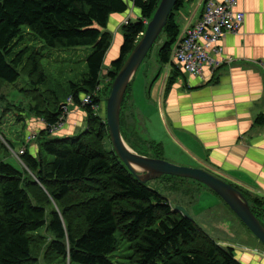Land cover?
Returning a JSON list of instances; mask_svg holds the SVG:
<instances>
[{
  "label": "trees",
  "instance_id": "obj_1",
  "mask_svg": "<svg viewBox=\"0 0 264 264\" xmlns=\"http://www.w3.org/2000/svg\"><path fill=\"white\" fill-rule=\"evenodd\" d=\"M186 1H177L162 31L167 37L159 50L163 66L174 65V48L183 36L174 13ZM133 3L141 17L122 25L121 53L109 68L104 61L115 36L107 30L108 23L112 15L128 11L125 0H0V149L8 153L7 145L14 146L1 127L13 109H18L9 102L5 88L22 75L33 86L30 94L22 89L33 100L31 112L46 125L35 136L36 143L32 142L37 153L26 150L20 167L0 159V264H67V260L69 264H113L112 254L120 240L129 246L127 264H242L233 248L219 245L194 219L174 210L113 151L101 115L104 110L98 105L143 37L160 0ZM25 27L53 50L92 47L87 71L70 82L63 97L46 87L44 53L30 47L20 49ZM177 68L173 66L167 86L182 74ZM104 69H109L105 75ZM106 79L110 83L99 98ZM132 83L127 91H132ZM86 95H92L91 105L82 104ZM69 97L84 120L80 118V126L72 133L56 136L50 126L60 121ZM18 116L21 121V113ZM79 127L84 129L77 133ZM145 143L155 150L154 144Z\"/></svg>",
  "mask_w": 264,
  "mask_h": 264
},
{
  "label": "crops",
  "instance_id": "obj_2",
  "mask_svg": "<svg viewBox=\"0 0 264 264\" xmlns=\"http://www.w3.org/2000/svg\"><path fill=\"white\" fill-rule=\"evenodd\" d=\"M125 1L128 7L132 5V10L128 8L125 13L111 16L107 30L112 33L121 30L123 22L137 21L141 17L133 1ZM205 4L206 0H188L174 13L181 35L200 21ZM236 10L244 13V23L240 30L227 33L221 39L222 55L217 57L226 62L214 76L205 72L207 81L200 83L195 77L182 73L174 85L167 86L173 66L176 70L180 66L175 65V61L168 66L160 63L146 88L147 99L153 102L163 130L158 133L153 127L149 129V134L159 142L144 140L152 144L161 142L167 149L174 147L173 151H180L192 162H198L230 183L243 193L264 224V120L259 123L260 118H264V0H238ZM122 43L123 36L118 32L111 48L114 53L110 50L104 61L106 66L110 67L119 58ZM138 112L136 108L135 113L142 120ZM80 118L84 120L80 114L72 115L64 133L70 134L80 126L76 121ZM31 150L37 153V146L34 144ZM255 202H260L261 206H256ZM228 236L234 239L231 232ZM225 242L222 246L233 248L242 264H264L251 254L245 260L239 253L244 245Z\"/></svg>",
  "mask_w": 264,
  "mask_h": 264
},
{
  "label": "rangeland",
  "instance_id": "obj_3",
  "mask_svg": "<svg viewBox=\"0 0 264 264\" xmlns=\"http://www.w3.org/2000/svg\"><path fill=\"white\" fill-rule=\"evenodd\" d=\"M131 10L132 5H129V11ZM225 12L228 13V10H225ZM234 12V16H237V13H240L236 9ZM134 20L135 19H133L132 21ZM125 22H123V24H125ZM229 22L230 20L227 19L226 23ZM148 23L149 22H147V24ZM122 31L123 29H118L114 31V35L116 36L118 32L121 33ZM23 32L24 39L21 42L20 49L24 47H30L33 51L44 53L45 57L42 59V66L44 67L45 73L47 75L46 87L51 91L58 92L59 95L63 97L64 92L70 90V82L76 79H80L83 76L84 72L87 71V57L92 53V47H75L68 50H53L49 48L43 41L37 38L34 34L30 33L26 27L23 29ZM139 39L141 40L142 38L140 37ZM221 39L216 44H213L211 46L210 43L212 42L207 39L206 45L203 46L202 52L204 55L201 56L202 58L204 56V59L206 60L208 65L206 63L204 68L201 70L203 72L202 77L201 75H198L199 72L198 69H196L197 72L195 75H193V77L195 76L198 82L207 81V77L205 78V72H210V75L214 76V74L225 64L226 60L221 57H217L222 55V49L220 47ZM166 41L167 37L164 32L160 35L158 41H156V44L153 46L149 55L145 58L140 69L138 70V73L132 83V91L131 89L127 91V94L122 103L123 109L121 110V124H125V128H123V130L121 128V130L123 131V137L131 149H133L135 152H143L144 156L148 155L147 157L157 158L155 156L159 155V159L166 160L170 163L197 168L202 167L205 171L210 172L209 170L201 166L198 162H192L187 156L180 153V151H173L175 149L174 147H170L167 149L161 142L153 143L155 148L154 150L149 148L148 144L145 143L146 141L144 139H150L151 141L154 140L155 142H159V140L155 139L149 134V129L151 127H153L158 133L163 130V124L160 120V117L158 116L157 110H155L153 102H149L147 99L148 93L146 87L147 82L151 83L154 76L157 74V68L161 66L159 60V50L163 46V44L166 43ZM117 46H115L114 48H116ZM110 53H114V49L111 50ZM120 53L121 49L119 48L118 57L120 56ZM174 63L175 65L178 64L176 61ZM104 65L106 66L105 63ZM108 70L109 69H104V75L108 72ZM192 72L193 71H191L190 73ZM190 73H186V76L190 77V75L193 74ZM108 82L110 83L109 79H106L102 83L99 89L100 93L106 89ZM28 83L31 82L29 80L27 81L26 77L22 75L15 84L9 85L5 88V92L7 93L9 102L16 105L18 109H13V111L6 117L3 126L1 127V132H3L6 137L14 143V146L12 147L10 145H7L9 148L8 153L4 148L0 149V159L4 160V162L6 163H11L12 165L18 167L21 166V164H19V161H21V156L25 153L26 150H29L34 146V142L36 143L34 134L39 135L40 132L46 129L45 122L36 119L31 112L30 108L33 104V100L28 94H30L29 90L32 89L33 86L28 85ZM23 88H25L24 90L29 91L28 94L24 90H22ZM111 89L112 86L108 91L107 97H105V99L102 98V105H98L99 108L101 107L102 112L104 110L101 115H103L106 123V100L110 97ZM148 90L151 89H149L148 87ZM99 92L97 96L100 98ZM155 94H157L156 91ZM91 104L92 102L87 105ZM72 108L74 110L71 112L69 118H71L72 115L78 114V110H76L73 106ZM136 108L141 113L142 120L140 116L137 117L135 113ZM18 112L21 113V121H18ZM0 113H2V110H0ZM124 113L127 117H125ZM132 114H134V117H132ZM76 121L79 123L80 119ZM38 122L40 123L38 124V126H36ZM67 126L68 123H65L62 128L65 127L66 129ZM62 128L56 131L54 135L62 137L68 135L64 133V130H62ZM83 129L84 127L81 130L79 129L77 133L82 131ZM29 136L32 137V141L30 142H28ZM1 140L2 138L0 139V141ZM3 142L7 144L5 141ZM210 173L215 175L213 172ZM146 185L150 189L155 190L160 195H162L167 201H169L170 205L175 210H177L176 208L180 207L184 209V212L188 213V215L192 219L193 216H195V222L200 227H202L219 245L225 246L223 244L225 241H234L235 243H240L244 246H242L243 249H241L239 253L242 254V257L245 260H247L249 254H251L255 258H260L262 262H264V246L249 231L244 223L240 221V219L223 201V199L207 186L191 179L174 176H163L159 179L148 181ZM205 226H207V228H205ZM230 232L234 234L233 240L228 236ZM240 244L238 245V247H240ZM229 245L231 244L229 243ZM128 247L129 246L127 242L120 240L117 250L112 254L113 264H127V257L130 253ZM45 249L46 248L41 251V262L45 254ZM69 263L70 262L67 260V264ZM43 264L46 263L44 262Z\"/></svg>",
  "mask_w": 264,
  "mask_h": 264
},
{
  "label": "water",
  "instance_id": "obj_4",
  "mask_svg": "<svg viewBox=\"0 0 264 264\" xmlns=\"http://www.w3.org/2000/svg\"><path fill=\"white\" fill-rule=\"evenodd\" d=\"M178 0H161L152 19L147 24L142 39L124 63L115 78L110 97L107 99V126L113 151L136 178L146 184L163 176L191 179L213 190L230 207L249 231L264 246V225L254 214L249 201L242 192L218 176L200 168L176 165L159 158L141 155L131 149L121 130L122 103L129 85L135 78L149 51L152 49L165 26ZM185 217H190L184 209L176 208Z\"/></svg>",
  "mask_w": 264,
  "mask_h": 264
},
{
  "label": "built area",
  "instance_id": "obj_5",
  "mask_svg": "<svg viewBox=\"0 0 264 264\" xmlns=\"http://www.w3.org/2000/svg\"><path fill=\"white\" fill-rule=\"evenodd\" d=\"M237 4L238 0H225L222 3L215 0H206V6L200 21L187 29L174 48L173 59L185 74L193 71V74L190 73L192 74L190 76H193L197 72L196 69H198V75L203 76L201 70L207 62L204 56L202 58L201 55H204L202 50L203 46L207 43V39L212 42L210 43L211 46L216 44L227 33L236 32L241 29L245 15L240 12L237 13V16H234ZM225 10H228V13ZM227 19L230 20L229 23H226ZM128 22L126 21L125 24H128ZM91 102L92 95H87L83 100V104H90ZM72 104L73 99L68 98L67 104L64 105L66 107H62L63 112L60 121L56 125L50 126L53 132L62 128L71 112ZM31 138H28V141Z\"/></svg>",
  "mask_w": 264,
  "mask_h": 264
},
{
  "label": "clouds",
  "instance_id": "obj_6",
  "mask_svg": "<svg viewBox=\"0 0 264 264\" xmlns=\"http://www.w3.org/2000/svg\"><path fill=\"white\" fill-rule=\"evenodd\" d=\"M128 21H129V20H128ZM86 96H87V95H86ZM86 96H85V97H86ZM85 97H84V98H85ZM84 98L82 99V104H83V100H84ZM84 105H87V104H84ZM70 114H71V112H70ZM70 114H69V116H70ZM54 133H55V132H54ZM36 135H37V134H35L34 137H35ZM28 138H31V136H29ZM30 141H32V138L30 139ZM28 142H29V141H28ZM173 209H174V208H173ZM174 210H175V209H174Z\"/></svg>",
  "mask_w": 264,
  "mask_h": 264
},
{
  "label": "bare ground",
  "instance_id": "obj_7",
  "mask_svg": "<svg viewBox=\"0 0 264 264\" xmlns=\"http://www.w3.org/2000/svg\"><path fill=\"white\" fill-rule=\"evenodd\" d=\"M190 77H191V76H190ZM192 78H193V77H192ZM200 83H201V82H200ZM99 93H100V92H99ZM95 98H96V97H95ZM92 102H93V101H92ZM93 186H94V185H93ZM91 190H92V189H91ZM99 193H100V192H99ZM103 193H104V192H103ZM104 197H105V196H104ZM102 201H103V200H102ZM100 202H101V201H100ZM93 207H94V206H93ZM93 207H92V208H93ZM89 208H90V207H89ZM88 218H89V217H88ZM121 229H122V228H121ZM121 235H122V234H121ZM121 235H120V236H121Z\"/></svg>",
  "mask_w": 264,
  "mask_h": 264
},
{
  "label": "flooded vegetation",
  "instance_id": "obj_8",
  "mask_svg": "<svg viewBox=\"0 0 264 264\" xmlns=\"http://www.w3.org/2000/svg\"><path fill=\"white\" fill-rule=\"evenodd\" d=\"M255 214V213H254ZM256 215V214H255ZM257 216V215H256Z\"/></svg>",
  "mask_w": 264,
  "mask_h": 264
}]
</instances>
